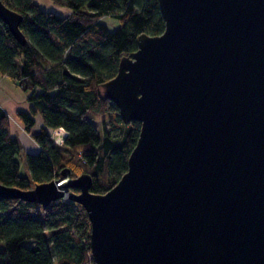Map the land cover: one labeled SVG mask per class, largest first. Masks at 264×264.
<instances>
[{"label": "water", "instance_id": "95a60500", "mask_svg": "<svg viewBox=\"0 0 264 264\" xmlns=\"http://www.w3.org/2000/svg\"><path fill=\"white\" fill-rule=\"evenodd\" d=\"M158 1L164 32L141 34L102 85L141 123L119 182L95 194L63 168L0 197L79 203L95 264H264V0ZM0 18L24 43L2 0Z\"/></svg>", "mask_w": 264, "mask_h": 264}, {"label": "trees", "instance_id": "16d2710c", "mask_svg": "<svg viewBox=\"0 0 264 264\" xmlns=\"http://www.w3.org/2000/svg\"><path fill=\"white\" fill-rule=\"evenodd\" d=\"M2 1L23 17L26 40L19 43L0 18V75L30 92V111L17 113L25 129L32 133L36 115L42 126L31 134L40 151L24 153L28 173H22L21 144L0 108V183L28 190L69 168L73 178L90 174V191L105 194L128 170L141 123H124L102 85L137 50L141 34L164 32L159 1L50 0L71 10L64 17L37 0ZM103 17L118 20V27L110 29ZM59 128L67 132L62 144L52 136ZM90 229L86 210L70 199L43 208L0 197V264H94Z\"/></svg>", "mask_w": 264, "mask_h": 264}, {"label": "crops", "instance_id": "0c3cea01", "mask_svg": "<svg viewBox=\"0 0 264 264\" xmlns=\"http://www.w3.org/2000/svg\"><path fill=\"white\" fill-rule=\"evenodd\" d=\"M29 95L30 92L25 91L11 78L0 75V108L7 113L11 134L16 137L21 144L22 150L20 156H23L25 152L36 153L40 151V146L31 135L36 132L34 128L39 126L40 116H35V124L32 127V133H29L17 115L20 111H30L31 104L28 100ZM56 130L65 131L63 128Z\"/></svg>", "mask_w": 264, "mask_h": 264}, {"label": "rangeland", "instance_id": "374dc122", "mask_svg": "<svg viewBox=\"0 0 264 264\" xmlns=\"http://www.w3.org/2000/svg\"><path fill=\"white\" fill-rule=\"evenodd\" d=\"M37 2H38L39 6L42 9L47 10V11H51V12H53L56 15L61 16V17L67 16V15H69L71 13V10L69 8L56 5L50 0H37ZM102 20H103V22H105L108 25V27L110 29H115L119 25L118 20L113 19L111 17H103ZM95 124H96V127L98 128V130L101 132L102 131L101 123L100 122H96ZM41 125H42V121H41V118L39 117V126H36L34 128V130L36 132H38L40 130V126ZM106 127H108V125H106ZM19 160H20V164H21L22 173H26L27 174L28 173V166L26 164V160H25L24 155L23 156H19Z\"/></svg>", "mask_w": 264, "mask_h": 264}, {"label": "built area", "instance_id": "2783aa9c", "mask_svg": "<svg viewBox=\"0 0 264 264\" xmlns=\"http://www.w3.org/2000/svg\"><path fill=\"white\" fill-rule=\"evenodd\" d=\"M67 134L66 131H59V130H54L52 132V136H53V139L55 142L59 143V144H62L63 142V137H65ZM64 199H68V198H64ZM63 199V200H64ZM95 264V263H94Z\"/></svg>", "mask_w": 264, "mask_h": 264}]
</instances>
